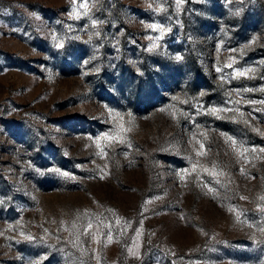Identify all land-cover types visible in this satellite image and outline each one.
I'll list each match as a JSON object with an SVG mask.
<instances>
[{
	"label": "rangeland",
	"instance_id": "374dc122",
	"mask_svg": "<svg viewBox=\"0 0 264 264\" xmlns=\"http://www.w3.org/2000/svg\"><path fill=\"white\" fill-rule=\"evenodd\" d=\"M262 149L264 0H0V264H264Z\"/></svg>",
	"mask_w": 264,
	"mask_h": 264
},
{
	"label": "snow or ice",
	"instance_id": "6c2138e0",
	"mask_svg": "<svg viewBox=\"0 0 264 264\" xmlns=\"http://www.w3.org/2000/svg\"><path fill=\"white\" fill-rule=\"evenodd\" d=\"M147 27L155 29V28H156V25L151 24V25H147ZM162 34H163V32H162V30H161V35H162ZM61 46H62V45H61ZM211 111L216 112V111H223V110H222V109H220V110H218V109H212ZM201 147H203V146L201 145ZM262 151H264V149H262ZM242 199H243V197H242ZM262 230H264V229H262Z\"/></svg>",
	"mask_w": 264,
	"mask_h": 264
}]
</instances>
